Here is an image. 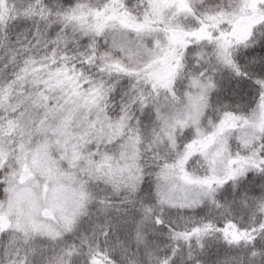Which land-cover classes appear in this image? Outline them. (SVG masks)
<instances>
[{
  "label": "trees",
  "instance_id": "16d2710c",
  "mask_svg": "<svg viewBox=\"0 0 264 264\" xmlns=\"http://www.w3.org/2000/svg\"><path fill=\"white\" fill-rule=\"evenodd\" d=\"M110 1L0 0V98L6 93L15 98L32 63L73 73L84 89L101 86L103 114L122 129L106 156L118 155L124 145L135 146L139 174L134 186L83 179L88 193L84 210L58 239L34 237L22 245L5 228L0 264H264V161L192 207L165 204L159 190L161 172L198 142V131L208 134L226 119L252 116L263 94L264 21L234 35L231 22L221 23L209 26L210 37L200 43L191 36L182 41L187 45L180 51L181 70L168 100L183 101L192 81L208 86V92L198 126L178 130L175 145H169L159 116L160 95L130 69L107 64L125 54L108 36L74 32L69 24L81 9H105ZM238 1L203 0V8L229 11ZM120 7L136 18L147 8L143 0H125ZM187 20L189 28L200 24ZM223 43L229 45L227 62H220L215 51ZM93 149L85 154H100ZM229 149L233 155L258 153L264 159V131L253 146L241 148L232 140ZM197 152L186 156L185 172L205 178L209 169ZM7 168L0 172V203L8 187Z\"/></svg>",
  "mask_w": 264,
  "mask_h": 264
},
{
  "label": "rangeland",
  "instance_id": "374dc122",
  "mask_svg": "<svg viewBox=\"0 0 264 264\" xmlns=\"http://www.w3.org/2000/svg\"><path fill=\"white\" fill-rule=\"evenodd\" d=\"M123 1L111 0L97 11L81 9L69 24L74 32L108 36L113 47L125 53L107 64L130 69L160 95L164 139L175 145V132L198 126L208 92V86L192 81L183 101L168 100L171 84L181 70L180 51L186 49L185 40L191 36L200 43L210 37L209 26L221 23L231 22L233 35L250 29L264 21V0H239L229 11L218 12L203 8V0H143L147 8L140 18L122 11ZM187 19L200 24L189 28ZM217 47L220 62H227L229 45ZM72 74L32 63L20 86L17 84L15 98L7 93L0 98V172L8 167V187L0 203V233L9 228L22 245L34 237L55 240L71 229L86 205L83 179L94 177L131 186L139 181L135 146L124 145L118 155L106 156L108 144L121 136L122 129L107 122L103 114L101 86L84 89ZM262 88L261 100L249 119H226L208 134L198 131V142L178 163L165 167L159 178L165 204L195 206L226 181L264 161L258 153L243 157L229 149L232 140L249 148L260 139L264 83ZM91 146L94 153L99 149L96 157L85 154ZM197 151L209 169L205 178L185 172L186 156Z\"/></svg>",
  "mask_w": 264,
  "mask_h": 264
}]
</instances>
